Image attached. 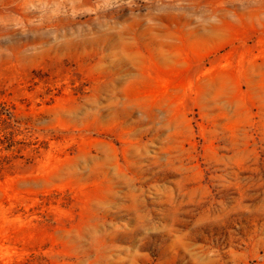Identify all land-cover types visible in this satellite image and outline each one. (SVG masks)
<instances>
[{"label": "rangeland", "instance_id": "374dc122", "mask_svg": "<svg viewBox=\"0 0 264 264\" xmlns=\"http://www.w3.org/2000/svg\"><path fill=\"white\" fill-rule=\"evenodd\" d=\"M0 264H264V0H0Z\"/></svg>", "mask_w": 264, "mask_h": 264}]
</instances>
